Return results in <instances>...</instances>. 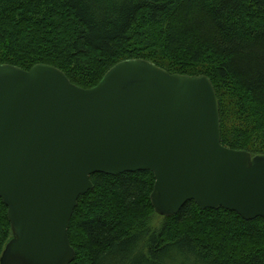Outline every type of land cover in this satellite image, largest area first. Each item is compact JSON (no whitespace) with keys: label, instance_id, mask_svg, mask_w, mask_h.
<instances>
[{"label":"trees","instance_id":"trees-1","mask_svg":"<svg viewBox=\"0 0 264 264\" xmlns=\"http://www.w3.org/2000/svg\"><path fill=\"white\" fill-rule=\"evenodd\" d=\"M134 58L208 76L222 143L264 155V0H0V64H50L91 88ZM91 179L71 219V264H264L262 217L195 201L165 217L151 202L152 172ZM12 236L0 198V257Z\"/></svg>","mask_w":264,"mask_h":264},{"label":"water","instance_id":"water-1","mask_svg":"<svg viewBox=\"0 0 264 264\" xmlns=\"http://www.w3.org/2000/svg\"><path fill=\"white\" fill-rule=\"evenodd\" d=\"M139 170L155 176L161 216L195 201L264 218V155L222 143L208 76L134 58L84 88L50 64H0V198L13 234L0 264H71V219L91 176Z\"/></svg>","mask_w":264,"mask_h":264},{"label":"rangeland","instance_id":"rangeland-1","mask_svg":"<svg viewBox=\"0 0 264 264\" xmlns=\"http://www.w3.org/2000/svg\"><path fill=\"white\" fill-rule=\"evenodd\" d=\"M163 222V218L160 216H154L153 220H152V225L153 226H160ZM182 262V261H181Z\"/></svg>","mask_w":264,"mask_h":264}]
</instances>
